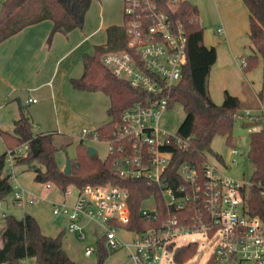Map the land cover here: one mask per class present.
Returning <instances> with one entry per match:
<instances>
[{"label": "built area", "instance_id": "1", "mask_svg": "<svg viewBox=\"0 0 264 264\" xmlns=\"http://www.w3.org/2000/svg\"><path fill=\"white\" fill-rule=\"evenodd\" d=\"M188 1L124 0L126 48L108 51L102 56L104 66L118 80L148 96L122 113L115 138L107 142L109 146L117 140L127 142L119 148L123 156L114 163L116 172L122 179L156 183L162 190L168 215L157 228L132 232L126 229L131 218L126 188L106 184L75 187V191H71L70 187L62 195L74 200L52 202V214L58 221L66 220L69 232L77 233L82 241L86 239L84 230L89 224L104 229L98 237L97 231L93 232L96 246L86 247L87 256L96 253L99 241L104 240L109 255L123 245L129 264H165L169 260L174 262L179 248L195 244L197 252L188 263L199 264L193 261L202 255L198 242H186L185 236L201 233L206 236V249L210 252L207 261L213 257L217 264H264V222L249 214L242 196V189L250 185L249 181L226 175L206 157L203 168L181 164L177 170L180 180L177 185L167 176L174 157L171 148L175 144L187 151L190 145V139L172 135L160 127L170 94L181 81L187 62L188 37L184 23L178 21L176 15ZM30 102L36 100L30 99ZM263 108L259 115L244 110L240 118H261ZM256 121L262 128L264 123ZM255 131L248 127L249 133ZM82 133L84 140L91 134L86 129ZM31 151L30 143L26 142L7 150L5 159L7 175L14 188L13 201L23 208L26 203L35 204L37 198L19 185L15 168L17 159L28 156ZM232 155L236 159L239 150L233 148ZM46 185L47 189L52 186ZM1 209L0 202V213L5 218L7 213ZM141 215L145 219L156 218L157 204L153 214L142 207ZM121 230L133 238L125 240L118 234ZM18 264H35V259L24 258Z\"/></svg>", "mask_w": 264, "mask_h": 264}, {"label": "trees", "instance_id": "2", "mask_svg": "<svg viewBox=\"0 0 264 264\" xmlns=\"http://www.w3.org/2000/svg\"><path fill=\"white\" fill-rule=\"evenodd\" d=\"M58 7L53 10L48 0H5L0 11V44L23 29L51 20L53 29L49 36L51 42L54 34L69 33L82 29L86 14L94 0H52ZM250 14L249 39L252 52L242 64L245 74L255 71L264 62V0H242ZM39 3V8L36 5ZM198 8L190 1L181 6L176 19L185 25L188 43L186 46L187 62L182 71L181 81L173 88L168 109L180 104L185 112L183 123L176 133L179 137L190 139L189 149L183 151L175 144L171 148L173 161L167 171L173 185L180 183L177 170L181 164L190 163L203 168L206 153H212L211 143L217 135L224 136L232 143L233 128L236 119L243 111L242 102L225 92L221 105L215 104L209 92L208 82L211 70L217 60L216 49L204 43V28L199 22ZM126 48L124 26H112L107 29V41L104 45L95 46L93 54L83 56V76L72 80L74 88L80 91L102 92L110 99L108 114L111 120L97 128L89 139L109 142L115 138L119 129L122 113L137 101L147 98V94L134 89L118 80L103 64L102 56L108 51ZM260 117L249 120L250 124L258 123ZM260 124V123H258ZM263 128V125H262ZM250 133V154L253 172L250 185L242 189L245 205L251 216L264 222V130ZM7 150L15 149L29 142L33 151L28 156L18 158L16 166H26L34 171L35 181L41 184H52L61 192L71 186L119 185L129 192L131 218L126 229L142 232L157 228L168 215V209L162 190L156 183L146 180L122 179L116 172L114 163L122 158L119 151L127 142L115 141L110 146L105 160L97 154L90 157L84 140L80 141L77 156L71 161V174L66 175L55 158L58 150L53 144L52 134H35L33 123L24 107L19 108V118L14 123L12 133L1 131ZM7 153V151H6ZM6 153L0 156V202L13 193L10 177L2 176L5 167ZM154 198L157 204L156 218L145 219L141 215L144 201ZM180 216V215H179ZM5 227L1 231L0 264H18L21 259L33 258L35 264H77L63 246L64 233L55 237L42 233L38 221L25 213L22 219L7 215ZM197 252V245L191 244L179 248L174 256L175 264H189ZM97 264H104L110 256L104 248V240L99 241L96 251ZM206 264H217L211 257Z\"/></svg>", "mask_w": 264, "mask_h": 264}, {"label": "crops", "instance_id": "3", "mask_svg": "<svg viewBox=\"0 0 264 264\" xmlns=\"http://www.w3.org/2000/svg\"><path fill=\"white\" fill-rule=\"evenodd\" d=\"M4 1L0 0V11ZM205 1L210 10V16L204 15L201 24L199 14V22L205 28V45L215 48L217 53V60L208 82L210 96L215 104L221 105L225 92H228L242 102L243 111L250 110L258 115L256 114L258 109L264 106L261 103L262 94L248 80V74H245L242 68L244 60L252 52L249 39V11L242 0ZM95 9L99 8H94L92 17L86 14L82 29H74L69 33L58 32L54 34L51 42H49V36L54 24L51 20H45L23 29L0 44V127L2 131L13 132L14 123L19 118V108L22 106L31 118L35 134H52L55 136V141L66 138L72 141L76 139L79 142L84 140L83 133L79 134L78 131L70 128L76 109L72 97L78 94L75 92L80 91L74 88L72 80L83 76V56L93 54L95 46L106 43L107 29L112 26H122L112 25V23L107 27L106 35H104V27H106L104 12L101 10L94 14ZM116 16L121 18L120 13ZM219 29H222V32H219ZM92 49L93 52H91ZM261 67L264 71V62L258 69L262 70ZM30 99L36 102L29 103ZM104 121L105 118L102 117L98 122L87 124L90 130L84 129L92 133L104 125ZM246 123L250 126V122ZM6 151L7 148L3 154ZM60 167L63 170L64 166ZM19 171L24 172L28 169L23 165L16 166L17 181ZM19 185L24 188L20 183ZM60 193L61 199L52 202L74 200V197L65 199L61 191ZM52 226L47 227L52 235L57 236L66 231L65 227L59 229ZM40 227L42 228L41 224Z\"/></svg>", "mask_w": 264, "mask_h": 264}, {"label": "rangeland", "instance_id": "4", "mask_svg": "<svg viewBox=\"0 0 264 264\" xmlns=\"http://www.w3.org/2000/svg\"><path fill=\"white\" fill-rule=\"evenodd\" d=\"M48 1L53 10H58L55 2L52 0ZM190 2L198 8L202 24L204 15L210 16V10L208 9L206 1L190 0ZM208 5L211 7L210 4ZM36 7L37 9L39 8V3L36 5ZM95 7H98L99 9H95L94 14L101 10L104 12V25H106V27H104V35H106V29L110 24L113 23L112 25H123L124 0H94L91 9L88 12L90 17H92V11ZM119 13L121 14V18L116 16ZM104 37L105 36H103V38ZM91 52H93V49ZM257 69L248 74V80L252 82V84L256 86L255 89L262 94L263 100L261 103L264 104V71L262 67V70ZM75 93L78 94H75V96L72 97V102L76 109L74 110L75 113L73 116L74 119L72 126L70 127L71 129L78 131L80 134L84 128L89 129L87 124H91V122H98L100 119H102V117L105 118V123L111 120L107 112L110 106V99L108 96L99 91H77ZM253 114L255 115V113ZM256 114H261L260 109H258V113ZM184 118L185 112L183 107L180 104H174L164 113L160 121V127L166 132L175 135L183 123ZM260 122L264 123V116L262 115ZM248 127L256 129V131L261 129L258 123L250 124L249 126L248 123H246V121L242 120L241 118L236 119L233 128L232 143L229 144L224 136L217 135L211 143L212 153H206L205 155V157L211 163L217 165L226 175L238 180L246 181H250L253 172V164L249 157L251 138L250 133L248 132ZM1 131L2 128L0 127V156L6 150L5 143L1 136ZM54 137L55 136H52L53 144L58 148L55 153L56 161L60 166H64L65 168L67 161H72L76 158L77 149L80 142L76 139L72 141L67 138L62 139V141L60 139L55 141ZM84 144L87 147L95 148L98 151L97 156L101 160H105L109 154L110 146L107 142H97L96 140L88 138L84 140ZM233 148H237L239 150V155L236 157V159L232 155ZM234 160L237 161L236 164H234ZM18 174L19 183L27 190V192H29V194L37 198L36 202L34 205L26 204V206L23 208L20 203L17 204V202L13 201V190V193H11L5 200L1 201V212H6L7 215L13 216L16 219H22L25 213L32 215L38 221L39 225H42V228L40 227L42 233L50 237H55V235H52L50 229H47L48 226L53 227L52 225H54L59 229H63L65 227L66 231L64 233L63 246L69 257L77 264H97V253L94 252L92 255L87 256L85 254V250L86 247L94 248L96 246V237L93 235V232L96 230V236L98 237L104 233V229L97 226L96 224H94L95 226L93 224H89L84 230L86 239L84 241L80 240L77 233L69 232L68 223L66 220L58 221L53 217L52 201L61 199V193L57 187L53 185L50 189H47L46 184L35 182L34 171H19ZM2 176H7L6 167H4L2 170ZM70 190L75 191V186H71ZM142 207L144 210L153 214L156 210V203L153 198H150L143 203ZM4 227L5 219L0 213V245L1 231ZM118 234L123 236V238L127 241L133 238L131 235L126 234L122 230L119 231ZM185 240L186 242L190 240L198 242L199 254L202 253V255L194 258L193 261H197L199 264H206L210 254L209 250L206 249V236L201 233L188 234L185 236ZM104 264H129V258L125 247L120 245L119 249L112 253ZM165 264H174V262L173 260H169Z\"/></svg>", "mask_w": 264, "mask_h": 264}, {"label": "water", "instance_id": "5", "mask_svg": "<svg viewBox=\"0 0 264 264\" xmlns=\"http://www.w3.org/2000/svg\"><path fill=\"white\" fill-rule=\"evenodd\" d=\"M262 129L264 130V125H263ZM32 151H33L34 155L37 154V150L34 147H32ZM88 154L90 155V157H93V156H95L97 154V151L93 147H88ZM71 169H72L71 168V161L69 160V161H67V163L65 165V168L63 169V172L66 175H70L71 174Z\"/></svg>", "mask_w": 264, "mask_h": 264}]
</instances>
